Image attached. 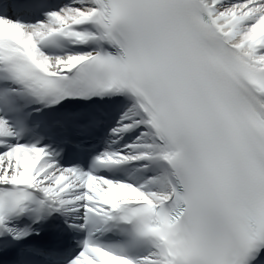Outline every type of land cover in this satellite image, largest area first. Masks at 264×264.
<instances>
[{
  "label": "snow or ice",
  "instance_id": "obj_1",
  "mask_svg": "<svg viewBox=\"0 0 264 264\" xmlns=\"http://www.w3.org/2000/svg\"><path fill=\"white\" fill-rule=\"evenodd\" d=\"M0 264H264V0H0Z\"/></svg>",
  "mask_w": 264,
  "mask_h": 264
}]
</instances>
